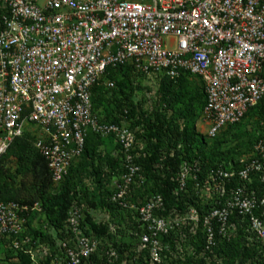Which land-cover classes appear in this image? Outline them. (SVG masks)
I'll return each instance as SVG.
<instances>
[{"label": "built area", "instance_id": "obj_1", "mask_svg": "<svg viewBox=\"0 0 264 264\" xmlns=\"http://www.w3.org/2000/svg\"><path fill=\"white\" fill-rule=\"evenodd\" d=\"M122 66L141 77L200 79L207 137L214 139L264 101V0H0V161L33 126L40 130L30 137L33 145L61 184L90 135L113 138L121 177L109 200L136 211L141 244L155 262L162 238L197 235L202 225L212 244L216 232L230 235L234 215L258 223L254 212L264 210V189L259 195L253 185L264 186V118L248 160L219 166L200 181L199 163L182 160L176 195L194 182L203 204L220 196L217 207H204L201 216L191 205L182 215L160 193L133 203L148 183L138 131L102 121L93 104L96 87L116 88L109 69ZM83 209L74 203L71 236L53 250L26 234L41 203L0 201V245L29 255L32 264H83L99 246L82 226Z\"/></svg>", "mask_w": 264, "mask_h": 264}, {"label": "trees", "instance_id": "obj_2", "mask_svg": "<svg viewBox=\"0 0 264 264\" xmlns=\"http://www.w3.org/2000/svg\"><path fill=\"white\" fill-rule=\"evenodd\" d=\"M109 76L116 82V88L109 89V91H114L117 89V76H124L128 79H131L130 77H132L137 80L142 78L136 74L133 69L124 66L118 67L116 69H109ZM193 79L196 78L189 76V74H182L178 79L175 80L170 79L166 75H162L161 78H159L160 95L162 99L168 104L178 103L183 106V121L185 126L182 129L175 128L174 131H171L165 128L164 130L162 129L163 125L161 127H157L156 124L146 123L145 118L141 117L137 105H134L136 108L135 111L122 108L119 112L120 114L115 116L113 120L105 121L99 116V113L96 110L97 107L95 106L96 93L98 91L100 92L108 90L104 87H96L94 89L93 104L95 113L102 119V121L116 124H122L126 122L131 129H137L140 131L143 129V131L147 133V138H145L147 143L144 145L143 149V154L146 156L141 158L139 162L143 166L144 173L148 178V183L151 180L158 181L160 188L156 193L163 195L167 208L185 211L186 208L188 209L189 206L193 205L198 208L200 215L203 216V210L205 209L203 206L201 192L194 189V182L189 184L187 193H179L177 195L175 193L177 190L175 178L180 172V164L182 160H186L189 163H199V166L201 167V172L198 174L200 181L205 178L211 170L218 168L219 166L230 168L231 164H236V159L234 149L221 151L223 144L226 143L225 139H217L214 142L213 149L209 152L208 156L206 153L207 150H203L207 146V143L204 137L196 130L195 122L197 116L195 115L196 112L193 106L194 103L197 102V104L200 105L199 110L203 111L206 105V94L204 96L199 92V90L192 83ZM130 84L131 87H133L135 83L131 81ZM122 86L123 85H121V87ZM120 92L121 95H119L118 99L121 101H119V103L124 105L125 102H130L128 95L130 96L133 93L132 88L129 90L121 88ZM131 106L133 107V105ZM125 111H127V113H125ZM253 111L258 112L263 120L264 101L260 105L253 108L247 114V116L251 115ZM238 126L239 124H236L229 127L228 129H233ZM138 133L139 132H137V134ZM175 134H177V138L174 139L172 136ZM93 137L102 139L98 136L90 135L86 142L83 156H86V159L90 162L91 168L96 173L101 182L103 170L101 161L99 159L98 148L89 145ZM257 138L255 142L257 141ZM141 141L143 140L141 139ZM10 157H14L17 160V168L14 171L7 169L4 165L5 160ZM79 162L71 167L69 175L60 184L59 191L55 192V184L48 163L35 148L30 137L24 136L15 140L8 153L0 161V201H15L22 203L21 200L24 198V194H22L21 189H13V185L19 176L26 177L28 175H32L33 192L31 193L32 201L30 204L37 202L41 203L42 211L44 212L48 222V227L45 232L33 231V229H31L33 225L28 221L26 229H28L29 232H26V234L31 235L35 240L40 241V244L50 246L53 250L57 249L56 245L59 241L67 239L71 236L68 229L67 220L69 211L74 203L84 207L82 226L86 228V233H88V235L90 234L87 230V224H89L91 229L98 234H105L108 231L106 227L96 225L91 221V219H85L84 213L88 207H90L92 210L102 207H118L117 209H121L123 211L127 210L121 208L109 200L111 193L88 195L87 192H84L76 182L78 180V166L80 165ZM111 162L114 163V166L111 167L112 170H117L120 167V162L113 157ZM232 183L237 185L239 184V180L235 179L232 181ZM253 188L258 190L259 195L263 193L264 186L258 181L255 182ZM235 217L236 216L234 215V218ZM138 232L140 234L141 230ZM197 236L198 250L202 251L203 248H205L204 236L202 235V225H200ZM234 244L235 240L225 239L220 251L228 259L229 264H256V262L248 263V258L254 256L252 251H247L240 256V252L236 253V251L233 250ZM146 251L147 250H143L139 254L141 255V264L146 263L144 255L142 254V252ZM134 254H136V251ZM19 255L22 257L21 264H32L29 255L22 253H19ZM204 262L205 257L196 258L195 260L192 257H187L186 263L205 264ZM83 264L105 263L104 259L97 252L92 255L90 259L83 262Z\"/></svg>", "mask_w": 264, "mask_h": 264}, {"label": "rangeland", "instance_id": "obj_3", "mask_svg": "<svg viewBox=\"0 0 264 264\" xmlns=\"http://www.w3.org/2000/svg\"><path fill=\"white\" fill-rule=\"evenodd\" d=\"M130 78L117 76L116 90H104L96 93L95 106L102 119L111 121L115 116L120 114L119 112L122 108L135 111L136 108L134 105H137L140 115L145 118L146 123L156 124L157 127L163 125L162 129L165 130L166 128L171 131H174L175 128H184L183 106L178 103L168 104L162 99L159 78L153 76H144L138 80L132 77ZM131 81L135 83L133 87H131ZM192 83L205 96V85L201 80L196 78L192 80ZM121 85L123 86L121 87ZM121 88L126 90L132 88L133 90V93L130 96L128 95L130 102H125L124 105L120 104L119 101L121 100L118 99L119 95H121ZM199 106L197 102L193 106L196 112L195 115L197 116L195 126L197 132L204 137L207 143V146L203 149L204 151L207 150V156L213 149V144L217 139H225L226 143L223 144L221 151L234 149L235 159L248 160L253 152L252 149L256 138L262 133V118L258 112L253 111L238 127L227 129L218 137L209 139L207 137L209 125L204 117L203 111L199 110ZM28 131L31 132L28 134V137L40 133V130L33 126ZM136 131L139 132L138 145L144 147L147 143L145 140L147 133L143 129L141 131L136 129ZM172 138H177V134L172 136ZM89 145L98 148L99 159L103 170L102 181L100 182V179L91 168L90 162L84 155L79 162L78 180L76 182L88 195L111 193L121 177L119 168L117 170L111 169L114 166V163L111 162L112 153L116 151L118 146L113 138L97 139L94 137L91 139ZM4 165L7 169L14 171L17 168V160L14 157H10L5 160ZM59 186L60 184H55V192L59 191ZM14 188L21 189L22 194H24L21 202L30 204L32 201L31 193L33 192L32 175L26 177L19 176L13 185ZM159 188L158 181H149L144 188L136 191L133 203L139 204L145 201L152 194H155ZM219 197L206 200L203 204L205 209L210 210L217 207L222 202ZM117 208L102 207L92 210L88 207L84 213L85 219H91L96 225L108 229L106 233L104 232L105 234H98L91 229L89 224L86 225L90 236L99 245L98 253L104 259L105 264H141V255L139 254L143 250H147L146 252H142V254L144 255L145 262L148 264H187V257H192L194 260L205 257V264H229L228 259L220 252L225 239L235 240L233 250L236 253L240 252V256L247 251H252L254 256L248 258V263L256 262V264H264V210L262 207L257 208L254 212L258 223L254 224L251 217H233L231 221L232 227L229 231L230 235H221L220 232H216V235H213L212 244L208 241V235H203L202 233L205 242V248L202 251L198 250V234L170 235L169 237L162 238L159 262H155L152 259L149 248H143L142 244H140L142 235L138 232L141 228L136 211L134 209L123 211ZM186 211L187 208L185 211H180V213L183 215ZM28 221L32 223L33 227L31 229L33 231L45 232L47 230L48 222L43 211L35 212L28 218ZM26 230V232H29L28 229ZM183 231L187 232L188 227L184 228ZM135 251L136 254H134ZM21 263V255L15 252L8 243L0 245V264Z\"/></svg>", "mask_w": 264, "mask_h": 264}]
</instances>
